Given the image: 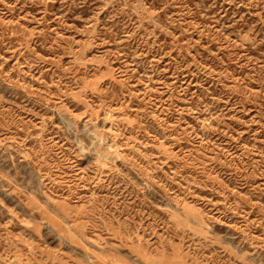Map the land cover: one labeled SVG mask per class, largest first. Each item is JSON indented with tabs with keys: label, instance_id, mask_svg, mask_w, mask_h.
Returning a JSON list of instances; mask_svg holds the SVG:
<instances>
[{
	"label": "rangeland",
	"instance_id": "obj_1",
	"mask_svg": "<svg viewBox=\"0 0 264 264\" xmlns=\"http://www.w3.org/2000/svg\"><path fill=\"white\" fill-rule=\"evenodd\" d=\"M0 264H264V0H0Z\"/></svg>",
	"mask_w": 264,
	"mask_h": 264
}]
</instances>
